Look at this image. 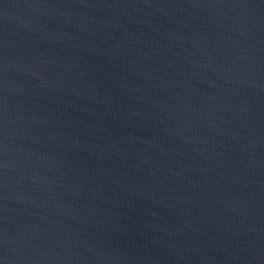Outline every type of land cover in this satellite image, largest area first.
<instances>
[{
	"label": "water",
	"instance_id": "obj_1",
	"mask_svg": "<svg viewBox=\"0 0 264 264\" xmlns=\"http://www.w3.org/2000/svg\"><path fill=\"white\" fill-rule=\"evenodd\" d=\"M0 264H264V0H0Z\"/></svg>",
	"mask_w": 264,
	"mask_h": 264
}]
</instances>
